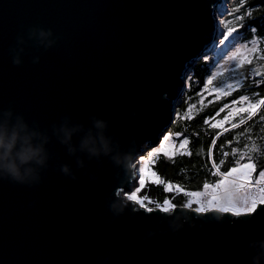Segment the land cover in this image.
Listing matches in <instances>:
<instances>
[{
    "label": "water",
    "instance_id": "water-1",
    "mask_svg": "<svg viewBox=\"0 0 264 264\" xmlns=\"http://www.w3.org/2000/svg\"><path fill=\"white\" fill-rule=\"evenodd\" d=\"M222 2L0 0V114L23 117L49 154L39 186L0 181V264H253L264 216L230 223L177 206L149 217L115 195L135 190L136 159L169 130L193 65L218 43ZM97 120L110 151L90 155L80 143ZM64 127L76 129L74 154Z\"/></svg>",
    "mask_w": 264,
    "mask_h": 264
},
{
    "label": "snow or ice",
    "instance_id": "snow-or-ice-1",
    "mask_svg": "<svg viewBox=\"0 0 264 264\" xmlns=\"http://www.w3.org/2000/svg\"><path fill=\"white\" fill-rule=\"evenodd\" d=\"M244 5L245 0H239L237 7L229 13L237 23L232 24L231 21H225L227 31L224 33V39L220 41L221 44L229 38L235 39L233 34L237 32L238 28L243 29L245 27L243 21L250 16V13L244 11L243 14H240ZM250 30L252 33L258 32L256 27H251ZM241 47L253 53V56H244L240 59L235 64L237 69L242 68L245 63L250 65L252 60L256 58V54L262 51L258 47V41L252 39L242 44ZM239 56L240 50L237 49L229 56V60L236 61ZM224 71L226 69L221 67L213 76L208 78L207 84L203 85L204 92L210 93L214 98H228L213 114L207 115L203 121L215 130L214 135L210 137L205 157L208 161V174L214 178V182H203L199 190H189L180 184L161 179L160 174L152 169L151 166L158 155L169 160L174 158L177 151L182 156L191 157L193 155L189 147L190 138L186 136L181 138L182 133L174 135L168 130L162 134L155 145H151L145 153L139 155V160L143 161V164L138 167L139 175L135 191L121 189L120 192L115 193L116 196H120L122 193L128 201L134 202L143 210V214L149 217L174 212L177 205L171 201L170 197L175 194H180L187 199L183 205L184 208L190 209L198 215L222 213L232 218L230 223L247 222L258 216H264V167H260L258 170L252 156L238 154V150L234 147L230 149L234 157L230 166L223 168L225 159L216 158L217 150L221 151L223 157H228L230 154L224 149L226 144L231 145L232 138L223 141L220 139L222 135L227 134L230 130H238L237 135H245L247 129L240 128V125H244L246 120L253 121L256 117L264 120V115L260 114L264 112V94L257 93L255 99L248 95L234 94L242 87L238 81L228 83L223 88L209 87L213 85L215 77L223 75ZM255 75L260 76L261 73L256 72ZM188 111H191L190 107ZM222 113L223 115H221ZM185 118L187 119V116ZM248 138L252 139L251 136ZM148 182L156 186L163 185V191L167 194L162 203H156L155 211L153 207L149 206L151 201L146 204L142 195Z\"/></svg>",
    "mask_w": 264,
    "mask_h": 264
},
{
    "label": "trees",
    "instance_id": "trees-1",
    "mask_svg": "<svg viewBox=\"0 0 264 264\" xmlns=\"http://www.w3.org/2000/svg\"><path fill=\"white\" fill-rule=\"evenodd\" d=\"M239 0H229L227 3V13L221 18V24L225 21H231L232 24L237 23L233 16L229 15L237 7ZM244 11L250 13L243 23V29L238 28L235 33L238 35V41L245 44L248 40L258 41V47L262 50L256 54V58L252 60L249 65L245 63L242 68H231L224 71L223 75L216 76L213 85L209 87L223 88L228 83L239 82L242 87L234 94L248 95L250 98H257L256 94H264V0H245ZM251 27L258 29L257 33L251 32ZM253 56V53L250 57ZM214 67V57L201 58L191 69L190 75L186 79V91L182 102L176 109L175 118L170 129L174 133H182L184 136L190 138V149L193 153L191 157L182 156L177 151L173 159L164 158L158 155L151 166L156 170L161 179L165 181H172L180 184L189 190H199L203 182H214V178L208 174V161L205 159L207 155V148L209 146L210 137L214 135L213 130L209 125L203 121L207 115L213 114L215 110L228 98L219 97L214 98L210 93L204 92L203 85L207 84V80L211 77V71ZM261 73L256 76L255 73ZM202 91L203 96L197 92ZM191 108L187 119L183 118V113L188 108ZM264 115V112L260 113ZM223 115V113L221 114ZM240 128H246L245 135H237L238 130H230L227 134L221 136V140L228 141L232 138L231 145L226 144L225 149L229 151L228 157H223L221 151H216L217 159H225V164L222 166L226 168L234 161L233 154L230 149L232 147L238 150V154L245 156H252L253 161L257 164L258 170L264 167V120L256 117L253 121H247ZM251 136L252 139L248 137ZM178 147V146H177ZM143 197L149 201L162 203L166 195L163 191V185H153L151 182L146 184V189L143 191ZM171 201L177 206H183L187 199L175 194L170 197Z\"/></svg>",
    "mask_w": 264,
    "mask_h": 264
},
{
    "label": "clouds",
    "instance_id": "clouds-1",
    "mask_svg": "<svg viewBox=\"0 0 264 264\" xmlns=\"http://www.w3.org/2000/svg\"><path fill=\"white\" fill-rule=\"evenodd\" d=\"M41 41H48L51 31L40 30ZM39 62V58L33 61ZM15 65H20L21 60L15 58ZM95 128L98 130L95 136L89 132L80 143V150L86 151L90 155L107 154L110 151L108 141L103 135L105 124L103 121H95ZM75 128L64 127L62 129L65 145H69L70 154H74L76 149L71 146V138ZM47 139L40 133L29 128L23 117L16 116L11 109L4 110L0 114V181L7 180L14 184L37 187L42 183L43 171L48 167L49 154L46 149ZM61 172L66 176L75 179L71 168L68 165L61 166ZM264 259V242L260 243L257 256L253 258V264H260Z\"/></svg>",
    "mask_w": 264,
    "mask_h": 264
},
{
    "label": "rangeland",
    "instance_id": "rangeland-1",
    "mask_svg": "<svg viewBox=\"0 0 264 264\" xmlns=\"http://www.w3.org/2000/svg\"><path fill=\"white\" fill-rule=\"evenodd\" d=\"M221 26H222L223 30H221L220 33H219L218 43L216 44L215 48L213 50H211V51H207L201 57V58H207L209 56H213L214 57V67L212 68L211 76H213L217 72V70L220 69L221 67H223L226 70L235 67V64L238 63L240 59H242L244 56H249L250 57V55L252 54L250 51H248L245 48L241 47V45L243 43L238 41V35H236L235 33L233 34L235 39L229 38V40H227L223 44H221L220 41L224 39V33L227 31V28H226L225 24H223V25L221 24ZM249 47H250V45H249ZM237 49L240 50V56L237 57L236 61L229 60V56L232 53L236 52ZM189 75H190V73H189ZM199 94L201 96H203L202 91H200ZM188 109L186 111H184L182 119L185 118L190 113L188 111ZM169 130L172 132V130L170 128H169ZM172 133L174 135L177 134V133H174V132H172ZM138 159H139V157L136 159V163H135L136 164L135 174L137 176V180H138V175H139L138 167L142 166V164H143V161H141V160L137 161ZM148 202H149V200L145 199V203L148 204ZM155 205L156 204L151 202V204L149 206L153 207V209L155 210Z\"/></svg>",
    "mask_w": 264,
    "mask_h": 264
},
{
    "label": "bare ground",
    "instance_id": "bare-ground-1",
    "mask_svg": "<svg viewBox=\"0 0 264 264\" xmlns=\"http://www.w3.org/2000/svg\"><path fill=\"white\" fill-rule=\"evenodd\" d=\"M229 0H223V2L220 4V7H219V9L217 10V19H218V21H219V23H221V18L224 16V14L227 12V2H228ZM207 52V51H206ZM205 52V53H206ZM137 161H139V159L137 160Z\"/></svg>",
    "mask_w": 264,
    "mask_h": 264
}]
</instances>
